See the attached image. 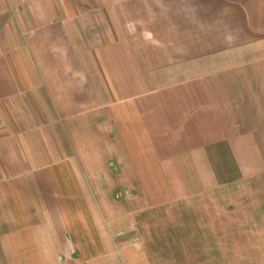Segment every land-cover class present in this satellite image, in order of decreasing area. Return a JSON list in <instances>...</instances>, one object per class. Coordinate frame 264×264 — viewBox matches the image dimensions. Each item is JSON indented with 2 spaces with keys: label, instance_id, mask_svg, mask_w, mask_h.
Wrapping results in <instances>:
<instances>
[{
  "label": "crops",
  "instance_id": "obj_1",
  "mask_svg": "<svg viewBox=\"0 0 264 264\" xmlns=\"http://www.w3.org/2000/svg\"><path fill=\"white\" fill-rule=\"evenodd\" d=\"M0 264H264V0H0Z\"/></svg>",
  "mask_w": 264,
  "mask_h": 264
}]
</instances>
